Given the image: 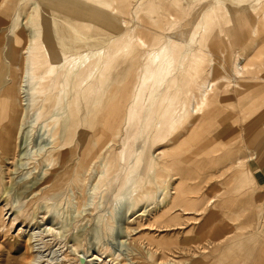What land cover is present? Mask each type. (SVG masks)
Wrapping results in <instances>:
<instances>
[{"label": "bare ground", "instance_id": "obj_1", "mask_svg": "<svg viewBox=\"0 0 264 264\" xmlns=\"http://www.w3.org/2000/svg\"><path fill=\"white\" fill-rule=\"evenodd\" d=\"M165 1L74 0L65 6L92 25L91 33L75 31L70 41L56 42L37 4L27 29L17 25V6L24 0H18L17 6L11 0L9 7L0 0V194L8 199L12 192L25 205L36 206L32 220L38 211L47 215L56 209L58 204L51 198L66 186L74 201L82 199L85 184L95 176L99 194H103L91 213L98 206L103 208L97 215V228L109 234L108 217L113 214L114 201L128 199L135 207L153 199L159 190L161 198L154 207L138 213L137 227L127 229L130 237L138 229L136 235L148 230L135 242L134 252L121 259L101 248L87 264H245L264 239L261 204L256 205L254 224L259 236L232 257L219 254L215 259L207 246L197 247L191 227L185 233L184 247H174L181 261H166V241L151 237L150 231L176 232L186 230L187 225L209 230L214 211L219 210L223 217L226 214L225 205H217L211 197L212 190L193 203L187 196L199 195V189L171 183L183 162L178 158L179 149L188 147L199 116L214 103L244 107L237 118L250 139V152L232 163L236 169L242 166L233 176L235 183L244 187L255 182L253 169L264 170V96L258 97L255 87L259 85L250 87L257 83H252L256 76L250 72L257 64L237 51L243 37L255 38L251 44L264 34V8L252 5L254 0H202L209 12L199 14L194 24L187 23V35L197 39L188 55L178 56L168 38H162L163 27L177 23L173 15L156 7ZM117 2L119 8L113 7ZM143 11L147 22L141 19ZM125 16L132 18L131 25ZM159 17L162 20L157 21ZM98 24L114 34L108 39V48L93 40ZM4 38L8 43L1 48ZM245 75L247 81L251 79L247 83H252L247 87L239 84ZM259 79L264 83L263 77ZM34 143L39 150L30 156ZM24 161L31 177L15 182L11 175ZM34 171L38 175L31 174ZM135 189L139 192L133 196ZM111 194L112 203L108 200ZM87 219L84 216L80 221ZM51 226L46 225L44 231L59 235ZM72 241L75 264H83L80 257L87 258L88 253L83 233L74 234ZM30 260L37 262L35 256Z\"/></svg>", "mask_w": 264, "mask_h": 264}, {"label": "rangeland", "instance_id": "obj_2", "mask_svg": "<svg viewBox=\"0 0 264 264\" xmlns=\"http://www.w3.org/2000/svg\"><path fill=\"white\" fill-rule=\"evenodd\" d=\"M9 1L11 0H4L6 2L5 7H9ZM14 1L17 6L18 0ZM63 1L68 7V3H74V0ZM255 1L251 2V4L254 6L258 5L259 10H262L264 8V0H258L259 3ZM35 4H37L36 9L46 15L51 26L52 40L56 42L70 41L72 33H75V31H78L77 34L82 32V34L89 35L88 32L93 28L91 24L81 21L78 15L74 14L70 8L57 4L54 0H24L22 5L17 6L19 9L17 25L22 24L23 27L29 29L31 19L35 15L32 13ZM206 4L202 0H168L159 2L156 5L157 8L161 7L164 9L165 12L163 11V13L168 12L167 14L173 15L177 22L169 28L166 23V27H163L162 30L163 40L168 38V43L176 55L185 54L186 56L192 50V46L195 44L194 40L197 37L193 38L187 35V23L193 22L194 24L199 14L206 15L209 12V6ZM112 6L119 8L120 4L117 2ZM155 13L157 11L151 13L150 17H154ZM140 16L144 22L149 20L147 13L144 11ZM125 17L131 25L132 18L130 16ZM160 20L162 18L159 17L157 21ZM93 30H95L93 40L99 42L101 47L108 48L110 45V43L108 45V39L114 38V34L100 24L95 25ZM242 39L243 43L237 48V51L244 56H250L251 63L257 64V67H253L250 70L256 76L252 83H257H247L251 79L247 81V75H245V78L242 81L240 80L239 84L244 87L251 84L250 87L259 85L255 87V90H259L258 97L262 99L264 96V83L259 77L264 78V49H262L264 46V34L256 38V43L249 44L255 38L243 37ZM112 41L117 42V39ZM7 43L8 38H4L1 48H5ZM97 54H100V52ZM243 109V106H232L224 101L214 103L199 116L197 126L186 143L188 147L179 149L181 154L178 155V158L183 160V162L181 161L178 164L180 176L175 175L171 183L183 188L184 183L190 189L192 188L193 191L199 189V195L189 194L187 196L191 198L190 201L193 203L199 202L202 197L207 196L208 189L212 190L211 197H213L217 205H225L223 211L226 214L223 217L219 210L214 211L216 214L212 217V227L209 230L201 229L198 225H187L186 230L176 232L159 233L150 231L151 237L166 241L164 246L166 261L169 259L181 261L182 258L174 247L175 245L176 247H184L186 244L185 233L191 227H193V238L196 246L199 248L207 246L208 250H212L215 259L219 257V254H228L229 257L234 256L236 251L249 245L252 238L259 236L255 232L256 230L254 231V224L257 222L256 205L261 204L264 207V170L253 169L255 182L246 183L244 187L239 186L233 179L235 173L242 166H238L236 169L232 166V163L238 158L243 160L247 153L250 152V139L244 130V124L238 119L239 116L243 115L240 113V110L243 111ZM224 129L226 131L231 129L233 132L224 133ZM31 148L30 156L39 150L38 145L35 143ZM154 154L157 155L158 151ZM24 163L25 161L18 166L15 172L13 171L14 175H11V178H16L15 182L22 183L24 179L31 177L28 170L29 167L25 166ZM249 167L253 168L251 162H249ZM37 173L35 171L31 172V174L38 175ZM7 181L5 180V182ZM144 185L142 183L141 188ZM9 186L11 185L8 184ZM99 190L98 181L95 176H92L82 190L83 198L74 201L71 189L66 186L57 197L51 198L52 202L58 204L57 208L51 210L47 215H43L42 211H38L40 214L33 217L32 220H30L31 215L36 212V206L25 205V201L21 202L12 192L8 199L0 194V264H33L30 259L34 256L37 259L35 264H75L76 258L72 248V236L81 232L84 235L85 248L88 250L87 258H84L85 256L80 257L83 258V264H87L93 255H98V250L101 248L109 249L110 253L115 257L119 256L121 259H127L129 254L134 252V248L136 249L137 245L135 242L141 233L143 235L148 233V230H145V232L136 235L139 231L138 229L130 237L127 236V229H135L137 227L135 223L138 220L135 219L137 215L142 214L144 211L148 212V210L153 208L154 203L161 198V193L157 190L153 194V199L143 201L135 207H132L131 201L128 199L122 200L121 203L113 202V195L111 194L108 200L110 203L113 202V214L108 217V224L111 229L108 234L104 228H97V215L103 208L98 206L97 210L91 213V209L96 204L101 203L100 198L103 193L99 194ZM138 192L139 190L135 189L133 196L137 195ZM6 200L7 204H5ZM195 207L197 206L195 205ZM16 212H20V214L17 215ZM78 212H80V216H78ZM134 213L136 214L133 215ZM43 216L44 218L42 219ZM55 216L57 220L53 222L52 218ZM84 216L88 219L80 221L81 217ZM192 217L197 218L194 215ZM46 225H49V227L53 225L51 229H54V233H59V235L53 236L45 232ZM30 237L31 240L29 241ZM251 255V258L245 264H264V239L256 244L255 252ZM105 261H108V258Z\"/></svg>", "mask_w": 264, "mask_h": 264}]
</instances>
